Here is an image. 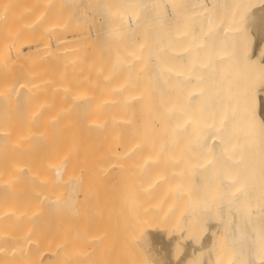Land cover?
Wrapping results in <instances>:
<instances>
[{"label":"bare ground","instance_id":"obj_1","mask_svg":"<svg viewBox=\"0 0 264 264\" xmlns=\"http://www.w3.org/2000/svg\"><path fill=\"white\" fill-rule=\"evenodd\" d=\"M263 93L264 0H0V262L76 264L82 210L157 191L185 156L164 185L188 192L181 233L147 201L133 221L149 253L264 264Z\"/></svg>","mask_w":264,"mask_h":264},{"label":"rangeland","instance_id":"obj_2","mask_svg":"<svg viewBox=\"0 0 264 264\" xmlns=\"http://www.w3.org/2000/svg\"><path fill=\"white\" fill-rule=\"evenodd\" d=\"M77 5L81 4L77 3ZM86 8L87 7H84L85 10ZM96 14L97 17L100 16L98 13ZM261 111L264 114V93L261 95ZM186 159L187 158L183 156L180 158L170 157L166 158L163 162L160 161V164L162 163V165H160L159 170L162 171V174L159 175V177L162 179L157 178L159 180L158 190L150 192L147 196H138V192H134L133 199L131 201H122V203L120 201L117 206L109 203L107 205L95 207L96 209L87 210L88 213L86 210L84 212L82 210L81 215L83 213L84 217L87 215V219H85L88 220V224L86 223V220H84L85 222H82L86 227V236L83 238L73 237L68 241L67 250L73 253V261L76 264H160L163 257L157 254H150L149 250H152L153 248L160 251L162 249V245L159 244L153 246L150 244L147 247L144 244L145 240L142 242L141 236L134 232L135 226L133 225V221L137 215L144 214L147 208L144 202L147 201L150 205L149 210L151 213L154 208L155 215L152 216V221L155 223H158L160 220L158 215L159 210H163L164 212L168 209L173 210V214L166 217L167 219L165 218V222H163L166 225V235H164V237H171L174 234L177 235V233H181L177 229L180 227L179 225L182 224L179 223L176 218H178V216L186 210H189L191 207L185 202V197H187L188 192L183 193L185 194V197L183 194H181L182 197L177 195L179 197L178 198L175 196V191L172 187H165L164 185L168 182L176 181L184 175L178 167H183ZM165 189L168 190L166 191ZM73 218L78 219L80 216L78 217L76 215L73 216ZM76 219H73V221ZM79 220L83 221L82 217ZM76 221L78 222V220ZM77 222L75 223L77 224ZM75 223H72V225H75ZM59 226L60 225L57 226L59 229H56L59 231L54 232V234H61L59 237L64 239L66 237L64 233L67 234L66 229L68 225H64V223L61 224V226L66 228L63 230ZM81 226L83 227L82 224ZM45 227L48 228V226ZM54 227L55 226L53 225V229ZM73 227L75 228V226ZM76 227H80V225ZM193 238L194 237L191 235H184L180 236V239L173 240L172 243H170L172 248L168 258L173 260L175 258L176 260L177 258L179 259L183 256L188 249V245L190 247L191 240ZM140 239L141 242H138ZM165 239L167 241L169 240V238ZM8 243L9 245H14L16 242ZM36 251L39 250L37 249ZM148 254H150V256ZM159 256L162 258L160 259ZM190 261L188 264H198L196 258H193ZM1 264H3V262Z\"/></svg>","mask_w":264,"mask_h":264}]
</instances>
